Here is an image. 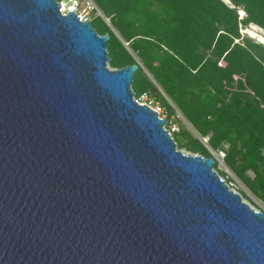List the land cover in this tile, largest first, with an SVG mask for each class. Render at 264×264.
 I'll return each instance as SVG.
<instances>
[{"label":"water","instance_id":"water-1","mask_svg":"<svg viewBox=\"0 0 264 264\" xmlns=\"http://www.w3.org/2000/svg\"><path fill=\"white\" fill-rule=\"evenodd\" d=\"M60 8L0 0V264H264V211Z\"/></svg>","mask_w":264,"mask_h":264},{"label":"trees","instance_id":"trees-1","mask_svg":"<svg viewBox=\"0 0 264 264\" xmlns=\"http://www.w3.org/2000/svg\"><path fill=\"white\" fill-rule=\"evenodd\" d=\"M94 1L113 28L101 15L95 23L93 11L98 33L110 36V67L140 61L136 97L160 102L169 120L179 109L194 128L173 134L178 148L205 157L223 150L264 203V43L242 33L250 24L264 29V0Z\"/></svg>","mask_w":264,"mask_h":264},{"label":"built area","instance_id":"built-area-1","mask_svg":"<svg viewBox=\"0 0 264 264\" xmlns=\"http://www.w3.org/2000/svg\"><path fill=\"white\" fill-rule=\"evenodd\" d=\"M60 2V10L65 15L69 11L75 12L80 20H92V13L93 11H96L98 15H104L101 9L97 6L94 0H58ZM105 16V15H104ZM106 17V16H105ZM108 20V23H110V18L106 17ZM135 98L138 100L139 103L142 104H148L150 107H152L162 118H166V124L165 128L169 131V133L173 136L174 133L178 132L180 127L173 122L172 120H169L167 110L164 106H162L159 102L155 101L151 97H148L147 95H141L140 97ZM174 137V136H173ZM207 141V138L204 139ZM220 154H219V153ZM218 152L215 151L216 154H218V158L224 160L225 152L223 150H219ZM230 189H233L237 192H239L237 189H235V183L233 181H227Z\"/></svg>","mask_w":264,"mask_h":264},{"label":"rangeland","instance_id":"rangeland-1","mask_svg":"<svg viewBox=\"0 0 264 264\" xmlns=\"http://www.w3.org/2000/svg\"><path fill=\"white\" fill-rule=\"evenodd\" d=\"M229 1V0H228ZM229 4H231V2L229 1ZM242 13V12H241ZM93 16H95V13L93 14ZM99 16L98 14L94 17L95 18V23L99 22ZM102 18V17H101ZM103 19V18H102ZM99 26H101V21L99 22ZM252 31V33H251ZM242 33L244 35H248L250 37H253L255 40L259 41V42H263L264 43V29L259 27L256 24H250L247 28L242 30ZM253 33L257 34L260 38L254 37L252 36ZM147 95V94H145ZM136 96V95H135ZM148 97H150L149 95H147ZM160 103V102H159ZM173 103V102H172ZM161 104V103H160ZM174 105V103H173ZM167 110V109H166ZM170 119H172L173 121H175V123L181 127V125H185L187 127H189L192 131H194V128L192 127V125L190 124V122L187 120V118L181 113V111L179 109H177V113L176 115H172L170 117ZM195 132V131H194ZM205 141V140H204ZM186 152H189L185 149H182ZM218 152V151H216ZM219 153V152H218ZM220 154V153H219ZM218 154H216V159H217V166L215 167V169L218 171V173H221V176L227 180L228 182L230 181V179H232V181L236 184L234 187L235 189H237L239 191V193L242 195L243 200L246 201L247 203H249L252 207L264 211V203L262 201H260V199H258L257 197H255L248 189L247 187L243 184V182L234 174V172L225 164L224 160H222L221 158H218ZM221 171H224L225 174H223ZM219 173V174H220ZM242 190L246 193V195L243 194Z\"/></svg>","mask_w":264,"mask_h":264},{"label":"bare ground","instance_id":"bare-ground-1","mask_svg":"<svg viewBox=\"0 0 264 264\" xmlns=\"http://www.w3.org/2000/svg\"><path fill=\"white\" fill-rule=\"evenodd\" d=\"M227 2H229L228 0H226ZM251 33H252V31H251ZM252 36H254V37H257V38H260L257 34H255V33H253V35Z\"/></svg>","mask_w":264,"mask_h":264}]
</instances>
